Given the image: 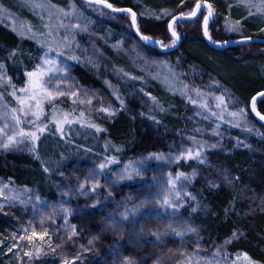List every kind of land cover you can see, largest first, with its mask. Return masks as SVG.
Masks as SVG:
<instances>
[{
  "label": "rangeland",
  "instance_id": "1",
  "mask_svg": "<svg viewBox=\"0 0 264 264\" xmlns=\"http://www.w3.org/2000/svg\"><path fill=\"white\" fill-rule=\"evenodd\" d=\"M18 1L19 4L15 5L16 11L3 7L0 1V24L7 26L11 30L15 29V31H13L20 39H32L28 38L31 36V32L27 31L30 27L32 32L37 34V39L51 42L52 38L46 35L48 29H46L44 25L50 23L55 26L57 23L56 18L53 17L51 21L49 20V10L47 8L33 9L32 7H29L30 0ZM213 1H215L216 5L212 2H208L216 11L215 19L209 27V35L212 40H214L212 34L215 35L218 41L230 37H235L237 39L243 38L244 35L240 27L241 20L239 16H243L250 22L259 24L264 30V10H257L260 0H243V2H241V0ZM35 2L46 4L48 0H35ZM69 2L70 0H51L52 4L65 8V10L68 9ZM74 3L79 10L77 13L79 19H77V17H72L70 18L71 22L80 23L82 25L86 24L88 31H76L75 40L79 47H76L74 44L71 48L64 49V55L59 57H56L55 52H52L50 55L56 57V59L61 62V67L64 64L69 65L70 76L73 78V82L76 84L77 88L81 90L80 99H85L84 91L86 90L87 98L91 99L92 103L91 105L79 103L73 105L71 99L64 97L57 101V108L62 109L64 112L72 113V118L76 119H79L80 111H84L85 116L82 118V121L74 123L79 124L80 126L89 123L96 125L97 123L111 122L122 110L120 107V101L116 99V96L119 95L120 98L124 100L123 93L121 92L124 84L131 86V88L136 90L138 94L146 98L147 102L150 104L145 112L137 114L139 120L143 121L144 119L151 123V125L154 124L155 126H158L159 124L154 123L149 117L154 116L158 121L157 114L161 111L151 99V97L154 96L147 90L148 85L151 82H156L161 85L167 96H177L182 103L181 116L179 119L181 128L178 131L181 144L173 147L170 146L168 150L163 152L164 154H175L181 146H191V141L188 140L189 136L196 137L198 141H206L208 144L217 142L220 144L219 148L210 149L205 152V155L208 157V163L211 165L210 167L199 165L194 160L188 162L181 161L179 164L168 161H145L143 164H136L137 167L141 168L142 176L131 182H125L126 184H131L136 191L143 192L144 195L155 196L157 193H162L168 172L182 171L185 173H191L193 169H197L199 173L198 176L191 184L186 185V190L191 191L201 200V202H203L205 196L208 194L216 192V190L222 186H229L223 180L225 169L227 170V174L237 177V174L242 167L257 160H264V130L261 129V126L252 118L249 112V102L247 105L235 104L219 86L214 71L207 69L206 66V70L204 71L202 68L193 64L192 61L190 62L186 57L185 51L182 49H178L173 56H165L142 46L138 41L129 40L128 33L130 30V23L128 15H121L123 19H119L99 8L84 5L79 0H74ZM245 5L252 6L247 7ZM219 8L221 10H219ZM191 9L183 13H188ZM249 11L254 13V15L250 16ZM80 12L83 13L82 17L79 16ZM204 15H206V10H202L198 17L200 33ZM159 16L161 18L156 19L155 15H148V19L144 20L143 25L154 31L155 36L149 37L158 39L159 41H162L163 44L168 45L171 43L172 39L167 32V24L171 18L168 17L169 20L163 23L162 19L163 17H167V15L160 13ZM41 17H43V19H41ZM237 21H239V24L236 23ZM65 23H68V20H65ZM184 23L186 22H177L175 30L185 40L190 37L188 35L194 30V27ZM99 25H103V27L113 26L118 32L120 30L122 32H119L115 36L118 42L111 50V58L105 54V51L97 44V41L94 38V36L97 37V33L95 32L102 28H98ZM230 27L232 30H229ZM61 32H63V29H61ZM21 35L25 38H21ZM165 38H167L166 41ZM32 40L36 41V39ZM244 46L248 47L252 45ZM43 51L44 49H41L40 45L37 44L36 52L31 57V66L27 70H31L38 62V57L42 55ZM237 53L262 54L264 59V48H260L257 45H255L254 49L249 47L247 49H239ZM73 54L79 57V61L83 60L103 73V76L106 77L105 91L92 87L85 88L78 83V80L73 73V68L78 61L67 59L68 56ZM170 66L177 73H189L188 76H181L180 79L190 85H195L201 88L206 94L205 98L208 100L213 111H216L217 113L221 112V109L215 107L217 101L214 97H224V102L227 105V108L223 111L222 120L212 117L208 112L200 109L198 106L190 104L178 91L174 94L173 91L169 90V86L173 83L169 71ZM193 67L195 68V75L192 74ZM133 77L136 79H133ZM109 85H111V87ZM8 98L10 103L6 100L4 102L8 103L10 107H15L16 104L12 97L8 96ZM194 98L196 97L194 96ZM107 106H111V108L115 110L114 116L109 117L107 114L98 111L101 107ZM74 108L75 111H73ZM240 109H244V116L234 119L229 115L230 112H238ZM52 110L51 105H45V115L41 117L42 123H48L51 118ZM198 112L202 114L197 115ZM204 116H209V118L204 119ZM237 123L239 124L238 127L233 126ZM217 125H219L218 128ZM72 126L73 123L65 125L63 129L64 134H66L65 131L69 132L71 129L70 127ZM196 129H200L201 131L196 132ZM53 130L60 134L56 131V125L54 123H48V128L41 137ZM214 132H218L219 135H214ZM38 144H40V142ZM245 145H247V147H245ZM41 147L43 148L42 143ZM141 160L142 158L125 160L121 162L119 167H122L129 162L135 164ZM16 161L28 162L30 164L36 162V160H34L27 152L26 148L23 151L12 150L5 152L0 150V184L8 183L9 181L4 179L2 175L3 168ZM180 165L184 166L185 169H179L178 166ZM72 167L75 169L76 174L81 176L87 174L89 169L94 168L88 164H81L79 162H74ZM209 180L216 181L220 186L218 188L209 189L207 187V182ZM50 182L52 191L47 197L42 195L36 188L29 185L16 182H12L10 185V187H15L21 193L25 201H27V196L30 194H37L42 200L46 201L47 206H38L39 210L33 209L35 201L21 204L19 200L9 201L0 198V205L3 206V210L0 211V218L5 220L7 223V229H9V231L7 230L3 236H0V261L3 264H62L63 259L67 258L69 261H72L81 253L82 255H80V258L75 259V264H112L114 259L113 247L120 253L129 254L131 252L132 246L125 244L127 236L125 237V241L117 242L118 238L111 233H105L104 238L98 240L91 251L83 250L80 245L87 248L88 240L91 238V235L96 234L95 230L90 234L88 226L82 224V219L86 218L84 211L86 198L75 194L72 197H62L57 185H60L61 189L64 188L65 185L61 183V178L59 176L51 178ZM25 188L30 189L31 192L24 193L22 190ZM127 191L128 189L125 188V193H127ZM242 193V197L247 195V192L245 191ZM98 195L104 196L105 193L100 192ZM87 202L91 203L92 201L88 198ZM61 203L64 204V207L72 208L74 210L79 209V211H76L73 216L69 217L70 223L78 225L79 232V235L74 237L71 241L66 240V234L63 230L64 219L62 213L58 214L54 218V221L47 219V214L52 211L53 206L58 209ZM190 205L191 201H189V206ZM112 207H114V205H110L109 208L103 209V211H110ZM88 211L95 215L97 220L100 219L99 213L101 209H90ZM160 211L163 213L164 210L161 209ZM203 214L204 212L201 209V211L195 214L193 219V223L199 229L198 234L186 235L183 240L174 237L171 238L172 242L168 247H171L173 252L168 253L165 257V264H197V262L198 264H208V262H211V264H231V262L236 259V255H233V257L230 255V248L234 246L239 239L222 248L219 255H214L217 247L222 245L224 240L231 235L226 237H214L211 239L204 238L200 230L201 228H199L197 223L198 219L204 217ZM188 217L189 212L186 208L181 210L177 218L185 219ZM42 218L43 224L41 223ZM29 222H31V224ZM153 222L155 221L153 220ZM24 228H29L27 235H31L32 229H35L37 237L33 238V242H29L27 239L21 240L19 238L20 236L25 235L23 231ZM43 229L49 231L53 247H55L56 244L63 243V246L57 248L55 253L48 249L47 243L45 242L48 239L47 237L45 238V241L39 239V233H41ZM61 237L65 238L64 241L61 240ZM197 244H199V252L195 250ZM36 247H43L47 254L41 255L39 258H30L24 255V253L28 251L34 252ZM9 248H11L12 251H9ZM146 251L152 252L158 250L149 248L146 249ZM181 251L186 252V256H181L179 254ZM164 252H167V248L164 249ZM140 255L143 257V253H140ZM188 257H190V260ZM152 258L154 259L155 257L153 256ZM149 264H151V260H149ZM237 264H244L242 257L240 261H237Z\"/></svg>",
  "mask_w": 264,
  "mask_h": 264
},
{
  "label": "snow or ice",
  "instance_id": "2",
  "mask_svg": "<svg viewBox=\"0 0 264 264\" xmlns=\"http://www.w3.org/2000/svg\"><path fill=\"white\" fill-rule=\"evenodd\" d=\"M243 2V0H241ZM89 5L98 4L104 8L111 10L112 12H123L131 17V25L136 30L137 34L140 35L142 41H150L153 38L140 34V29L137 25V13L132 11L131 8H116L113 4L108 3L107 0H86ZM29 7L45 9L47 8L48 17L51 21L53 17L56 18L57 23L55 26L50 23L45 24L44 27L48 29L47 36L51 37V42H45L44 40L37 39V34L32 32L31 28L27 29L31 32V36L28 38L36 39L37 44L40 45L41 49H44L42 55L38 57V62L32 67L31 70L23 72V83L17 85L13 81V77L8 74L9 62L15 65L18 57V49H5L7 56L0 59V88L11 89L7 92L8 96H11L15 101L16 106L10 107L8 103H5V93L0 92V150L5 152L17 150L23 151L25 148L27 152L33 157L34 160L39 162L42 171L49 175L53 174L61 178V183L65 186L57 188L62 197H72L74 194L86 198L84 205L85 217L82 219V224L88 226L89 233L95 230V235H91L88 240V247L80 245L85 251H91L95 243L98 240L104 238L105 233H111L113 236L118 238V241H125L126 245H131L132 250L129 254L117 252L113 247L114 259L112 264H165V257L168 253H172L173 249L168 247L172 242L171 238H179L183 240L186 235L198 234V227L193 223V219L196 213L201 211L202 202L197 198L191 191L186 190V185L191 184L192 181L198 176V170L193 169L191 173L185 172H168L164 183L162 193H157L155 196L144 195L143 192L136 191L131 184L125 182H131L138 177L142 176L141 168L137 167L136 164H143L145 161L156 160V161H168L179 164L181 161H196L197 164L203 166H211L208 163V157L205 152L210 149H217L220 147L219 142L208 144L206 141H198L196 137L189 136L188 140L191 141V146H181L175 154L169 153H150L147 157L142 158L141 161L135 164L129 162L128 164L121 165V160L116 155H105L102 160L95 165L94 168L89 169L88 173L81 176L76 174L75 169L72 167L74 162H70L68 167H62L64 162L68 160L63 153H60L55 161L51 159H45L39 151L38 141L41 135L48 128V123H54L56 125V131L60 133L61 138L64 137V126L72 123L81 122L85 116L84 111H80L79 119L72 118V113L64 112L62 109L56 107L57 101L60 98L67 97L71 99L73 105L88 104L91 105L92 100L87 98V92L84 91L85 99H80L81 90L77 88L73 82V78L70 76V67L64 64L61 67V62L56 57L64 55V49L71 48L74 44L76 47L79 45L75 40V33L87 32V25L80 23H72V17L77 16L78 8L74 3V0H70L68 9L58 7L51 3V0L45 3H37L35 0H30ZM251 7L252 5H245ZM204 7L201 0H196L191 11L188 13H180V18L196 17L197 13ZM258 11L264 10V0H260ZM143 15V13H141ZM163 15H168L165 11ZM249 15H254L249 11ZM79 16H83L80 12ZM213 16V8L211 5H207V15L203 17V34L204 36L214 45L218 47H224L229 41H215L212 40L208 32L209 18ZM156 19H160L159 15L155 16ZM43 19V17H41ZM68 20V23H65ZM176 21V17H173V22ZM239 24V21L236 22ZM63 29V32H61ZM168 29L171 33V43L165 45L162 41L155 40L154 43L159 44L162 48L175 47L177 41L180 39L177 34L173 23L168 24ZM15 31V29H13ZM229 30H232L231 27ZM264 31V30H262ZM44 35V34H42ZM21 38H25L21 35ZM55 45V46H54ZM56 53V57H52L50 54ZM69 60H76L79 62V57L75 54L67 57ZM173 83L169 86V90L176 91L186 100L200 109L208 112L210 116L216 117L217 119H223V111L226 110L227 105L224 102L223 96H216L214 99L217 101L215 107L221 109L220 113L212 110L208 100L205 98L206 94L201 88L195 85H190L184 80H181V76H188L187 72L177 73L171 66L169 67ZM192 74L195 75V68L192 69ZM133 79H136L133 77ZM216 83V82H214ZM178 85V86H177ZM111 87V85H109ZM142 91V90H141ZM194 96L196 98H194ZM257 97L264 100V92H259L251 98V110L264 121V115H261L257 111ZM116 99L120 101V107L124 108V100L119 95ZM154 104H156L160 111H165L163 105H160L155 97H151ZM52 106L51 118L48 123H42L41 117L45 115V105ZM75 111V108L73 109ZM99 112L107 114L112 117L115 115V110L111 106L101 107L98 109ZM202 113L198 112L197 115ZM229 115L234 119L245 115L244 109H240L238 112H230ZM204 119H208L209 116H204ZM154 123L160 124L154 116L149 117ZM27 125V127H26ZM233 126L238 127L239 124ZM89 127L95 128L96 132H103V129L95 124L89 123ZM219 125H217V128ZM196 132H200V129H196ZM214 135H219L218 132H214ZM108 143L105 144V149L108 148ZM23 146V147H22ZM117 153L122 151V148L113 146ZM247 147V145H245ZM55 164V168L52 165ZM117 166V167H113ZM239 177H234L227 174V170H224L223 180L229 186L234 180H238ZM74 181V182H73ZM103 181V182H102ZM12 184L11 179L8 183L0 184V198L9 201L19 200L21 204L26 202L35 201L33 204L34 210H39V207L47 206L46 201L42 200L37 194H30L27 196V201L23 198L21 193L15 188L10 187ZM220 185L216 181L209 180L207 187L209 189L218 188ZM125 188L128 189L125 193ZM24 193H30V189H23ZM105 193L104 196L98 195V193ZM91 199V203L87 202V199ZM189 201L191 205L189 206ZM110 205H114L110 211H103V209L109 208ZM151 206V207H150ZM101 209L99 213L100 219L97 220L96 216L88 210ZM187 208L189 217L185 219H178V215L181 210ZM163 209V213H161ZM3 210V206L0 205V211ZM206 211V207L204 208ZM234 210V205L230 208L225 209L227 215L230 211ZM79 209H72L64 207L61 203L59 208L53 206L52 211L47 214V219L53 220L54 218L62 213L64 219L63 230L66 234V240L71 241L74 237L79 235L78 225L69 222V217L73 216ZM153 220L155 222H153ZM31 224V222H29ZM43 224V218L41 220ZM25 235L20 236L21 240L27 239L29 242H33V238L37 237L35 229H32L31 235H27L29 228L23 229ZM245 233L239 230H234L232 235L224 240V243L217 247L214 255H219L220 250L227 245L232 244L235 240L242 238ZM48 238L45 241V238ZM39 239L47 243L48 249L55 253L57 248L63 246V243L52 246L51 236L47 229H43L39 233ZM64 237L61 240L64 241ZM153 249L158 251H146V249ZM167 248V252L164 249ZM197 252L200 251L199 244L196 245ZM9 251H12L9 248ZM140 253H143L141 257ZM43 247H36L35 251L25 252L24 255L28 257L39 258L41 255H46ZM181 256H186V252L181 251ZM81 254H78L75 259H79ZM155 257L154 259L152 257ZM243 259L244 264H259L258 261L253 260L247 253H237L236 259L231 264H237V261ZM75 259L69 261L67 258L63 259L62 264H75ZM190 260V257H188ZM198 264V262H197ZM211 264V262H208Z\"/></svg>",
  "mask_w": 264,
  "mask_h": 264
},
{
  "label": "trees",
  "instance_id": "3",
  "mask_svg": "<svg viewBox=\"0 0 264 264\" xmlns=\"http://www.w3.org/2000/svg\"><path fill=\"white\" fill-rule=\"evenodd\" d=\"M0 1L3 7L12 11H16L15 5L19 4L18 0ZM107 1L117 8H131L137 13V24L139 23L138 27L140 25V32L146 36H155L154 31L143 25L144 20L148 19V15L156 16L167 11V17L162 16V22L165 23L169 20L168 17L172 18L176 14L190 10L196 0ZM201 1L212 2L216 5L213 0ZM219 10L221 9L219 8ZM116 18L123 19L122 16H116ZM239 18L244 37L264 38V31L259 24L250 22L243 16H239ZM184 24L193 26L194 30L188 35L190 37L183 39V44L179 49L185 51L190 62L192 61L204 71L206 68L214 71L219 86L235 104L247 105L253 96L259 92H264L263 55L237 53L239 49H247L248 47L254 49L255 45L240 46L223 51L212 50L201 37L198 18L193 22ZM98 28L101 29L95 32L97 37L94 36V38L105 51V54L111 58V50L118 42L115 36L121 30L118 32L113 26L103 27V25H99ZM128 36L129 40L138 41L133 35L131 27ZM212 37L218 41L214 34ZM233 39L237 38L230 37L220 41ZM166 40L167 38H165ZM13 48L18 49L19 59L15 65L9 62L8 74L13 77L14 83L20 85L25 79L23 72L31 66V57L36 52L37 44L32 39H20L13 30L0 24V59L7 56L8 53L5 49ZM175 52L164 55L173 56ZM73 73L82 87H92L105 91L106 77L100 70L95 69L85 61H79L73 68ZM122 87L124 108L111 122L96 124L106 131L98 133L95 128L89 127V124L80 126L74 123L69 132L65 131L66 134L63 138L54 130L49 131L38 141L42 156L45 159L55 161L59 154L63 153L68 157V160L64 162L62 167L66 168L70 162H79L95 167L105 155H116L123 162L144 158L150 153H163L170 146L181 144L178 134L181 128L179 123L182 109L180 98L167 96L159 83L151 82L148 85L149 93L156 97L165 109V111L157 114L158 121L161 123L155 126L144 119L140 121L137 116L138 113L145 112L150 106L147 99L138 94L131 86L123 84ZM9 90L0 88V92L5 93V100L10 103L7 95ZM256 107L264 115V100H259ZM260 128L264 130V127L261 126ZM106 142H109L107 150L105 149ZM113 146L122 148V151L117 153ZM182 165L178 168L184 170L185 167ZM52 167L55 168V164ZM2 175L6 180L11 179L12 182L34 187L46 197L52 191L51 178L57 177L55 174L49 177L42 171L37 161L31 164L20 161L12 162L3 168ZM237 177L239 179L234 181L231 186H222L216 192L205 196L202 202L204 217L198 219L197 223L206 239L230 236L234 230L245 233L246 235L230 248V255L233 257L237 253H247L259 264H264V160H257L242 167ZM244 191L247 192V195L242 197ZM232 205H234V210L226 215L225 209ZM205 207L206 211L204 210ZM7 230L9 231L7 223L0 218V236H3ZM0 264L3 263L0 261Z\"/></svg>",
  "mask_w": 264,
  "mask_h": 264
},
{
  "label": "water",
  "instance_id": "4",
  "mask_svg": "<svg viewBox=\"0 0 264 264\" xmlns=\"http://www.w3.org/2000/svg\"><path fill=\"white\" fill-rule=\"evenodd\" d=\"M82 4L84 5H87V6H90V7H95V8H99L109 14H112V15H115V16H121V15H128L126 13H123V12H112L111 10L107 9V8H104L102 5H98V4H92V5H89L86 3V0H79ZM108 2V1H107ZM202 2V1H201ZM110 3V2H108ZM204 4V7L200 10V12L202 10H206V15H207V5H210L208 2H202ZM115 7V6H114ZM117 8V7H116ZM213 8V7H212ZM133 11V10H132ZM135 12V11H134ZM200 12L197 13V16L196 17H187L185 16L184 18H180V14H176L174 15L176 17V21L173 22V17L169 20L168 24L170 22L173 23V26L175 28V25L177 22H193L194 20H196L198 18V16L200 15ZM129 16V23H130V27H131V30H132V33L133 35L136 37V39L139 41V43L146 47V48H149L151 50H153L154 52H157V53H160V54H170V53H173L175 51H177L181 45L183 44V38L179 35V33L177 32V34L179 35L180 39L177 41V44L175 45V47H168V48H162L159 44H156L154 43V41L156 39H152L150 41H142L140 39V35L137 34L136 30L132 27L131 25V17L130 15ZM215 16H216V11L215 9L213 8V16L209 18V23H208V32H209V27L210 25L213 23L214 19H215ZM168 24H167V31H168V34L169 36L171 37V33L168 29ZM138 25V24H137ZM201 33H202V39L204 41V43L209 47L211 48L212 50H216V51H223V50H229V49H232V48H235V47H239V46H244V45H257V46H262L264 47V38H260V37H243V38H238V39H233V40H229V43L227 45H225L224 47H218L214 44H212L203 34V22H202V27H201ZM140 34H142L140 32ZM143 35V34H142ZM172 38V37H171ZM261 100L259 97H257V102ZM258 111V110H257ZM249 112L252 116V118L262 127H264V121L260 120V118L258 116H256L255 113L252 112L251 110V100L249 102ZM259 112V111H258ZM262 115V114H261Z\"/></svg>",
  "mask_w": 264,
  "mask_h": 264
}]
</instances>
